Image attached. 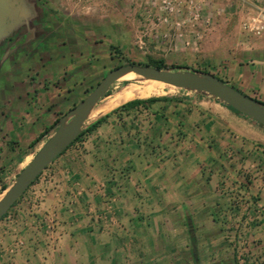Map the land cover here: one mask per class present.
Here are the masks:
<instances>
[{
  "label": "crops",
  "instance_id": "1",
  "mask_svg": "<svg viewBox=\"0 0 264 264\" xmlns=\"http://www.w3.org/2000/svg\"><path fill=\"white\" fill-rule=\"evenodd\" d=\"M139 1L47 3L126 45L141 42L132 26L157 24ZM82 4L92 18L79 14ZM207 35L208 72L264 102V34L252 42ZM89 37L49 33L43 56L33 45V66L0 65V188L19 172L30 143L115 57L113 44ZM171 91V100L111 113L41 173L0 241V264H177L169 252L193 249L197 231L235 232V264H264V128L207 94ZM117 96L98 108L135 99L116 103ZM109 211V220L99 218Z\"/></svg>",
  "mask_w": 264,
  "mask_h": 264
},
{
  "label": "rangeland",
  "instance_id": "2",
  "mask_svg": "<svg viewBox=\"0 0 264 264\" xmlns=\"http://www.w3.org/2000/svg\"><path fill=\"white\" fill-rule=\"evenodd\" d=\"M48 1L49 0H31V2H35V6L40 9L37 11L41 12V18L44 17L43 24L41 22L39 23L36 16L30 17V15H27L25 17V20L30 18L28 20V23L30 22L34 27L33 34H35V40L34 38L31 39L33 34H29L26 36L31 40L26 39L25 41V43H28V45L21 44L22 37L18 34L14 35V30L8 32L0 38V65H5L9 62L19 64V67L27 68L36 64V60H34V58L32 59L30 55L34 50L33 45L35 44V53L37 57L43 56V49L40 46L42 40L39 39V36L42 33H44L46 38L49 33H55L59 35L63 33L74 34L75 32H83L91 38L96 37L97 40L105 39V46H109V44H113V46H115V49L110 46L112 52H114L115 54V57L105 59L104 65L100 66L99 68V73L96 75L98 82L107 74L108 71L118 65L127 62L147 64L150 58H162L166 60L168 66H172L174 64L206 71V44L209 40L207 34L231 32L234 38L238 39L240 36L245 38L239 26V18L230 17V19H228L229 23L227 24V18L229 15L225 14V6L229 2L228 0H207V2L210 3L209 9L211 11V15L209 18L211 21L209 24H206V0H194L196 7H190V0H171L174 3V8L172 11L165 8L163 0H140L148 6V10L146 11L150 12V15L156 16V18H158L157 24L132 26L136 28V33L138 32V36H135V38H140L141 42L132 40L131 43H128L126 45L117 43L114 38L110 40L107 37L103 38L102 33H100V26L86 24L89 19H86V22L84 21L85 24L80 23V21H83L81 17L77 18L75 21L74 18L71 17V14H67L69 9L64 5L54 3L51 5V8H48ZM83 5L84 4L79 7V14L81 16H89V18H92V13L83 9ZM139 8H141V6H139ZM143 11L144 10H142V12ZM196 13L199 14L198 19L193 20V22H189L181 27L180 32L183 33V36H181L178 40L176 39L177 31L175 25L161 23V19L165 17L187 19L191 18ZM56 14H58L57 17H54V15ZM33 20H35V22ZM75 22L77 24H75ZM20 23L19 26H24ZM17 36H19L21 39L17 38ZM246 39L248 40V42H252L254 38ZM234 42L235 41L233 40V46L235 44ZM134 77L135 76H128L127 78H121L116 83H114V85L110 89L109 95H107L94 109L98 108V106L100 105H104L112 101L116 97V95L120 93L122 87L127 83H143L141 81H138L137 76L135 78ZM97 83L94 84L93 87H95ZM173 89L174 87L166 85L163 89L164 93L154 96L170 94V92H172L171 90ZM87 94H85V96ZM113 107L114 106L110 107L108 110L101 114L112 110ZM70 109L71 108H68L67 110L65 109L63 111H65L66 113ZM101 114H91L88 122H91L92 120H94L93 118H96ZM46 139L47 138L44 137L35 146L31 148L28 147L25 154L26 159L19 164V171L32 159L33 155L38 151V149L46 141ZM16 176L17 174H15V176L8 180L6 184L1 186L0 198L4 194L3 186H9V184L12 183ZM46 176L47 175H45V177ZM22 209L23 202L19 199L15 203V205L9 209L7 216L0 220V241H6L8 239L6 238V236L10 235L8 231L12 230L11 227H16V221L18 220L20 211ZM109 215L110 211L107 214H103L99 218L106 221L110 219ZM236 235L238 234H236L235 232L215 231L206 233V231H197L195 233L196 241L194 243L195 247L193 249L189 248L172 250L173 252H169L171 253L169 255V258H171L174 263L178 262L177 264H235L233 253L234 250H236V248L234 247V242L236 241V239L238 240V238H236ZM49 236H52L50 232ZM237 253L239 252L237 251ZM134 256L135 251L132 250L131 258L133 259ZM162 259V262H164L165 257H163Z\"/></svg>",
  "mask_w": 264,
  "mask_h": 264
},
{
  "label": "water",
  "instance_id": "3",
  "mask_svg": "<svg viewBox=\"0 0 264 264\" xmlns=\"http://www.w3.org/2000/svg\"><path fill=\"white\" fill-rule=\"evenodd\" d=\"M19 2L22 3L23 0H0V11L2 12L0 13V38L12 31L21 22L24 15L19 16L13 24L7 23L6 18H4V16H9L10 7L14 3ZM22 7L24 6L18 7L19 11H22ZM130 72L145 79L162 82L174 87V89L207 94L264 128V104L244 94L215 74L190 68H174L172 66L159 68L138 62H127L118 65L108 71L79 103L60 117L58 124L46 136V141L33 155L32 159L17 173L12 183L6 186L3 190V196L0 198V219L29 189L38 176L67 149L82 130L99 117L112 112L122 105L88 122L91 111L107 96L106 94L110 92L114 83ZM165 95L169 96L170 94Z\"/></svg>",
  "mask_w": 264,
  "mask_h": 264
},
{
  "label": "built area",
  "instance_id": "4",
  "mask_svg": "<svg viewBox=\"0 0 264 264\" xmlns=\"http://www.w3.org/2000/svg\"><path fill=\"white\" fill-rule=\"evenodd\" d=\"M225 6V14L239 18V26L245 38H256L264 34V0H228ZM165 8L171 11L174 8V3L170 0H163ZM173 3V4H172ZM190 7H196L194 0H190ZM210 3L206 0V24L210 23L211 11L209 9ZM228 16V17H229ZM199 14H194L191 18H162L161 23L175 25L176 39L178 40L183 33L180 32L181 27L187 23L198 19ZM193 37V36H192ZM247 52V49L244 48Z\"/></svg>",
  "mask_w": 264,
  "mask_h": 264
},
{
  "label": "trees",
  "instance_id": "5",
  "mask_svg": "<svg viewBox=\"0 0 264 264\" xmlns=\"http://www.w3.org/2000/svg\"><path fill=\"white\" fill-rule=\"evenodd\" d=\"M112 48L115 49V46L112 45ZM147 64H150V65H153V66H156V67H159V68H166L168 67L166 61L162 58L160 59H152L150 58V60L148 61ZM172 67L174 68H190V69H193V70H196V71H201L199 69H195V68H192V67H188V66H181V65H172ZM205 72H208V70L206 69ZM159 89H163V88H159ZM90 91V90H88ZM109 93V92H108ZM108 93L106 95H108ZM172 98L170 96H167V95H163V96H152V97H148V98H142V99H133V100H130L124 104H122L121 106H119L118 108L114 109L112 112L106 114V115H103L101 117H99L96 121H94L93 123H91L90 125H88L84 130H82L80 132V134L78 135V137L67 147V149L74 143L76 142H79L81 140L84 139V137L86 135H88L89 133H91L92 131H94L95 129H97L102 123H104L105 121H107L108 117L110 116L111 113H116V112H119V111H122V110H127V109H130V108H134V107H137V106H146L150 103H153V102H156V101H159V100H162V101H167V100H171ZM264 104V102H262ZM60 118H58L55 123L49 127H46L44 129V131H42L40 133V135L35 139L33 140L29 147H33L35 146L39 141H41L44 137L48 136L51 131L56 127V125L58 124V121H59ZM66 151V149L61 153L63 154L64 152ZM60 154V155H61ZM41 175V174H40ZM39 175V176H40ZM38 176V177H39ZM35 182V181H34ZM33 182V183H34ZM32 183V184H33ZM6 186H3V189H5ZM23 196V195H22ZM21 196V197H22ZM15 205V204H14ZM13 205V206H14ZM12 206V207H13ZM9 212V211H8ZM8 212H6L3 217L0 219L2 220L3 218H5L8 214Z\"/></svg>",
  "mask_w": 264,
  "mask_h": 264
},
{
  "label": "flooded vegetation",
  "instance_id": "6",
  "mask_svg": "<svg viewBox=\"0 0 264 264\" xmlns=\"http://www.w3.org/2000/svg\"><path fill=\"white\" fill-rule=\"evenodd\" d=\"M22 3L21 2L14 3L12 5V7H10L11 11L9 12V16H4V18H6L7 23H9V24L12 23L13 24L14 22H16V19L19 16L24 15L22 17V21L20 23L21 25H24V26H19V24H18L17 27H14L12 29V31L14 30V33H15L14 35H16V34L21 35L22 39L19 36H17V38H20L22 40L21 41V44L28 45V43H25V41L27 39V36L26 35L33 34L34 33V29L33 28L34 27L31 25L30 22L28 23V20L30 18H28L27 20H25L26 19L25 17L27 15H30V17H35L36 16V18L38 19L39 23L41 22L42 24L44 22V20H43L44 17L41 18V12L37 11V10H40V9L37 8V6H35L36 5L35 2H33L34 3L33 4L31 2V0H23ZM20 6H24V7H22V11H19V9H18V7H20ZM0 13H2V12L0 11ZM16 14H17V16H16ZM33 21L35 22V20H33ZM44 36H45L44 33L40 34V36H39V39L42 40L41 41V44H40V46L42 47V49H45L46 48V44H45V41H44Z\"/></svg>",
  "mask_w": 264,
  "mask_h": 264
},
{
  "label": "bare ground",
  "instance_id": "7",
  "mask_svg": "<svg viewBox=\"0 0 264 264\" xmlns=\"http://www.w3.org/2000/svg\"><path fill=\"white\" fill-rule=\"evenodd\" d=\"M128 76H137L134 73H128L122 78H127ZM134 77V78H135ZM138 81H141L143 83L141 84H135V83H130L126 84L122 87L121 92L118 94L117 98L115 99L116 103H121L124 102L128 99L136 98V97H144L148 96L156 91L157 88H164L166 84L151 80V79H145L142 77L137 76ZM106 110L104 108H96L91 111V114H101L105 112Z\"/></svg>",
  "mask_w": 264,
  "mask_h": 264
}]
</instances>
